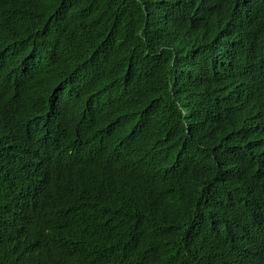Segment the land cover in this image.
<instances>
[{
    "label": "trees",
    "instance_id": "trees-1",
    "mask_svg": "<svg viewBox=\"0 0 264 264\" xmlns=\"http://www.w3.org/2000/svg\"><path fill=\"white\" fill-rule=\"evenodd\" d=\"M212 1L256 45L264 113V0ZM116 2L0 0V53L28 60L35 40L53 55L32 76H1L0 189L38 195L14 219L0 199V264H264V169L235 181L255 198L212 191L213 169L180 177L174 153L157 151L161 131L94 101L106 72L157 40L151 18L121 20ZM154 94L164 102L162 90ZM150 103L141 100L134 117ZM31 130L48 133L43 165L21 166L12 147ZM200 162L215 167L211 156Z\"/></svg>",
    "mask_w": 264,
    "mask_h": 264
},
{
    "label": "clouds",
    "instance_id": "clouds-1",
    "mask_svg": "<svg viewBox=\"0 0 264 264\" xmlns=\"http://www.w3.org/2000/svg\"><path fill=\"white\" fill-rule=\"evenodd\" d=\"M236 1L243 6L247 0ZM135 12L153 20L157 40L121 69L106 72V84L94 101L118 115L126 112L140 127L161 131L157 151L174 153L173 170L180 177L190 169H213L205 183L212 191L253 193L235 181L249 169H264V113L257 102L261 63L255 43L212 0H117L111 13L125 20ZM29 42L28 60L0 53V86L5 70L32 76L53 58L40 41ZM156 90H162L164 102ZM143 99H150L151 111L134 117ZM47 139L46 131L22 132L12 147L13 159L21 166L43 165ZM206 156L215 167L201 164ZM33 195L38 193L29 186L0 189L7 217L25 213Z\"/></svg>",
    "mask_w": 264,
    "mask_h": 264
},
{
    "label": "bare ground",
    "instance_id": "bare-ground-1",
    "mask_svg": "<svg viewBox=\"0 0 264 264\" xmlns=\"http://www.w3.org/2000/svg\"><path fill=\"white\" fill-rule=\"evenodd\" d=\"M23 90V89H22ZM12 91V90H11ZM1 216V215H0Z\"/></svg>",
    "mask_w": 264,
    "mask_h": 264
}]
</instances>
